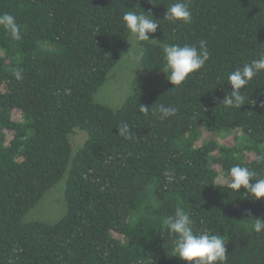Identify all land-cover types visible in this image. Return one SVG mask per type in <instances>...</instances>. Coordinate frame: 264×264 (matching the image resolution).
<instances>
[{
  "label": "trees",
  "instance_id": "16d2710c",
  "mask_svg": "<svg viewBox=\"0 0 264 264\" xmlns=\"http://www.w3.org/2000/svg\"><path fill=\"white\" fill-rule=\"evenodd\" d=\"M153 2L0 0L22 37L0 28V264H187L162 232L176 207L194 230L224 237L226 264H264V230L251 228L264 219V198L233 192L227 179L235 164L264 176V73L241 90V109L220 104L232 91L227 75L264 52V0H187L188 24L163 20L175 0ZM130 9L161 26L139 42L142 86L113 108L95 95L133 41L122 21ZM200 40L210 59L174 86L163 46ZM161 103L176 115L153 114ZM122 123L132 139L119 135ZM77 131L86 139L76 149ZM62 179L65 214L25 222Z\"/></svg>",
  "mask_w": 264,
  "mask_h": 264
},
{
  "label": "clouds",
  "instance_id": "9594fccd",
  "mask_svg": "<svg viewBox=\"0 0 264 264\" xmlns=\"http://www.w3.org/2000/svg\"><path fill=\"white\" fill-rule=\"evenodd\" d=\"M149 3L154 4L153 0H149ZM152 17L151 12H137L130 9L123 13L122 21L133 40L144 42L153 40L148 34L157 32L161 26L158 22L160 20ZM163 20L171 23L178 21L184 24L190 23L191 11L187 0H175L167 7ZM0 28H3L13 40L22 38L21 26L17 23L16 17L7 12L0 14ZM162 58L164 61L162 71L167 74V79L174 86H180L190 74L202 69L210 59L208 42L200 40L198 46L195 44H166L162 48ZM140 59V54L130 56L133 63H138ZM259 73H264V52L227 75V83L231 85L232 91L220 101V104L226 109H241L246 103V96L241 90ZM14 76L17 80L23 79V70L17 68ZM150 108L153 114L159 112V118L162 120L174 117L178 111L176 107L162 103ZM150 108L140 105L139 110L146 113ZM118 131L121 137L132 139L133 132L128 123L119 125ZM256 162L264 166V153L256 157ZM217 179L223 178L218 177ZM227 179L228 187L233 192L238 193L241 188H244L246 198L253 200L264 198V176L258 175L249 167L240 164L233 165L228 170ZM253 180L255 183H250ZM247 211L250 215V210ZM193 224L190 213L183 207H176L174 213L164 220L162 232L167 233L169 237L167 244L171 246L173 256L187 264H226L228 254L224 237L208 230L196 231ZM251 228L260 233L264 230V219L255 218Z\"/></svg>",
  "mask_w": 264,
  "mask_h": 264
},
{
  "label": "rangeland",
  "instance_id": "374dc122",
  "mask_svg": "<svg viewBox=\"0 0 264 264\" xmlns=\"http://www.w3.org/2000/svg\"><path fill=\"white\" fill-rule=\"evenodd\" d=\"M140 52V43L135 40L131 41L119 64L109 73L105 84L96 93L95 99L97 102L117 108L124 103L135 89H139L142 86L147 75L140 61L133 63L130 60L131 55H137ZM164 79V74L158 75L155 82L157 83ZM85 139L86 135L82 131H77L71 135V141L76 149L82 145ZM227 139L224 140L226 143L231 142L232 135ZM64 187L65 180L62 179L47 191L43 199L24 217V221L41 220L53 223L59 220L65 214L66 210Z\"/></svg>",
  "mask_w": 264,
  "mask_h": 264
}]
</instances>
